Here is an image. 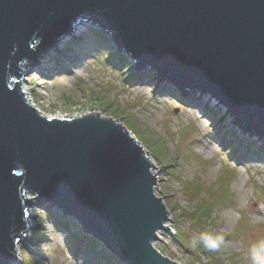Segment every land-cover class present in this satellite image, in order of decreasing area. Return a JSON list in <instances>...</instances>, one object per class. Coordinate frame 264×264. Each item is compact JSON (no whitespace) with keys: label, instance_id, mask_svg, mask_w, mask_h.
<instances>
[{"label":"water","instance_id":"1","mask_svg":"<svg viewBox=\"0 0 264 264\" xmlns=\"http://www.w3.org/2000/svg\"><path fill=\"white\" fill-rule=\"evenodd\" d=\"M79 23L263 142L264 0H0V264H20L29 209L43 205L123 264H176L153 247L168 214L138 142L111 118L48 119L29 104L24 78Z\"/></svg>","mask_w":264,"mask_h":264},{"label":"rangeland","instance_id":"2","mask_svg":"<svg viewBox=\"0 0 264 264\" xmlns=\"http://www.w3.org/2000/svg\"><path fill=\"white\" fill-rule=\"evenodd\" d=\"M89 26L58 52H43L40 62L50 67L47 73L34 69L27 75L43 113L60 119L98 113L121 125L146 151L155 167L156 197L168 214L170 231L158 232L153 244L164 257L178 264H209L205 257L224 264H264V154L243 157L240 150L261 142L233 124L234 117L216 100L206 97L198 104L197 97L177 98L156 83L152 71L138 74L128 52H119L128 60L124 68L111 66L105 58L116 49L113 39L100 38V30ZM53 56L62 59L60 70ZM143 74L153 79H136ZM233 148L239 150L232 153ZM168 165L174 167L173 175L164 174ZM30 209L37 210H30L32 231L19 246L20 264H90L73 254L69 232L53 230L43 206ZM203 223L211 224L213 249L203 246L208 241ZM78 233L105 250L81 228Z\"/></svg>","mask_w":264,"mask_h":264},{"label":"trees","instance_id":"3","mask_svg":"<svg viewBox=\"0 0 264 264\" xmlns=\"http://www.w3.org/2000/svg\"><path fill=\"white\" fill-rule=\"evenodd\" d=\"M104 35L105 34H103L102 32H98V36H100L101 38H105ZM110 51H111L110 55L106 56L105 61H107L111 66L115 67L117 70H119L120 68H124L128 60H126V58L118 59L117 57L118 54H116V51L113 49H111ZM130 78H132V76ZM130 78H129V81H130ZM136 79L141 80L143 82H148V81H151L153 78L150 75L143 74V75H136ZM165 90H167V92H169L171 95H174L177 98H181L180 94L177 91L176 92L170 91L168 90V88H165ZM235 150L236 148L234 150H231V152L234 153ZM247 151L250 154H258V153L264 154V147L263 149L248 148ZM172 170H174V167L171 165H168L164 167L163 171H164V174L168 176V175H173ZM43 206H44L45 211H48L49 213V216L53 223V230L61 232L63 234L69 232L66 237V240H67V243L71 246L73 254L80 253V255L84 256L85 259L90 264H108V262L109 264H111L112 262H114L115 264H122L117 258L113 256L112 257L109 256L105 250H102V249L99 250L100 246H98V244L94 240L85 239V237L80 236L78 233L80 232V228L73 220L65 221L59 213H57L56 211H54L47 205H43ZM206 208L208 207H205V209ZM204 212H206V210ZM40 224L41 223L38 224V227L36 230L40 231L41 229ZM209 228H212L211 224L208 226L205 223H203L202 229L203 231L206 232L205 237L208 240L203 244V246L209 245L211 249H213L215 247L212 246V243L214 242L213 240H215V238L213 237L211 238V231ZM75 231H77L76 234H74ZM33 235H34V232H33ZM175 235H177V233ZM205 258L209 259V264H224L225 263V261H220L218 258H214V257L212 259L209 257H205Z\"/></svg>","mask_w":264,"mask_h":264},{"label":"bare ground","instance_id":"4","mask_svg":"<svg viewBox=\"0 0 264 264\" xmlns=\"http://www.w3.org/2000/svg\"><path fill=\"white\" fill-rule=\"evenodd\" d=\"M90 24H87V23H79V24H76L75 25V27H74V36L73 37H75V36H79V37H81L82 36V33H83V27H87V28H89L90 26H89ZM99 30V29H98ZM99 32V31H98ZM101 32V31H100ZM104 34V33H103ZM107 36V35H106ZM100 37V36H99ZM68 38H70L69 36H67V37H64V38H62L61 40H60V43H59V46H66L67 44H68V42H69V40H68ZM101 38V37H100ZM108 38V37H107ZM112 46H114V45H112ZM115 47H116V49H113V50H115L116 51V54H118V59H123V58H125V57H122L120 54H119V48L115 45ZM65 49V48H64ZM112 49V48H111ZM120 51H122V52H127L126 50H120ZM42 57H43V52L38 56V58L36 59V63H35V65H34V67L30 70V72L32 71V70H34V69H36L37 71H39L40 73H42V74H44V73H47L49 70H48V68H50V67H48V65H41V60H42ZM132 59V58H131ZM127 60V59H126ZM52 61L55 63V65L57 66V69L58 70H60L62 67H63V62H62V59H60L58 56H53V59H52ZM133 61V60H132ZM133 64H135L134 63V61H133ZM29 72V73H30ZM138 72V71H137ZM143 72H145V71H141V72H138V74H142ZM156 75V74H155ZM157 76V75H156ZM27 77V76H26ZM26 77L24 78V80H23V89H24V91L25 92H27V98H28V101H29V104L35 109V110H37L38 111V113L40 114V115H42V116H44V117H46V118H48V119H52V118H56V117H47L46 115H45V113H43V111L41 110V108H40V106L35 102V100H34V98H33V89H32V87H31V85H32V81L31 80H29V79H26ZM129 78H130V76H128V78H127V83L129 82ZM157 79H158V81H156V83L158 84V83H160V86H162L164 89L167 87L168 88V90H170V88L172 89L171 91H175L176 92V88H175V86L173 85V84H171V83H169V82H167V81H165V80H160L159 78H158V76L156 77ZM174 87H173V86ZM167 91V90H166ZM167 94V93H166ZM165 94V95H166ZM167 96V95H166ZM199 99H201V98H199V97H197V98H193V100H195V103H198V104H200V101H202V100H199ZM202 99H205V98H202ZM196 101H198V102H196ZM190 104H191V102H190ZM184 106V105H183ZM185 108H187L186 106H184ZM200 109V108H199ZM202 109V108H201ZM183 110V109H182ZM204 112H207V110H205L204 109ZM205 114V113H204ZM210 114V111L209 112H207V115H209ZM215 115H216V113H214ZM97 115H98V113H97ZM97 115H95V116H97ZM100 117V116H99ZM58 118V117H57ZM220 118H217L216 119V121H218ZM256 140V139H255ZM257 142H259V140H258V138H257V140H256ZM224 143V142H223ZM222 143V144H223ZM255 144V143H254ZM258 144V145H257ZM256 145L257 146H255V145H249L247 148H241L240 150L242 151V152H244L243 153V157H247L248 155H250V153H248V151H247V149L248 148H259V149H263V147H264V141L263 142H261V143H256ZM223 146H225V145H223ZM239 148V147H238ZM238 148H236V150L238 149ZM235 148H233V149H231V150H234ZM231 150H230V152H231ZM239 150V149H238ZM251 155H255V154H251ZM154 194H155V196H156V188L154 189ZM36 208V207H35ZM43 208H44V206H43ZM37 210V209H36ZM46 213L49 215V213H48V211H46ZM32 215H30V217H31ZM29 217V218H30ZM30 230V232H31V229H29ZM29 232V233H30ZM157 238H158V235H157ZM157 241H158V239H157ZM25 243V242H24ZM20 248V247H19ZM104 248V247H103ZM102 249V247L100 246V249L99 250H101ZM154 249L158 252V254H160V255H162L163 257H164V255L158 250V249H156L155 247H154ZM105 251L108 253V255H110V253L105 249ZM164 258H166V257H164ZM169 260V259H168ZM120 261V260H119ZM171 261V260H170ZM121 262V261H120ZM171 262H173V261H171ZM122 263V262H121ZM123 264V263H122ZM176 264H178V263H176Z\"/></svg>","mask_w":264,"mask_h":264},{"label":"built area","instance_id":"5","mask_svg":"<svg viewBox=\"0 0 264 264\" xmlns=\"http://www.w3.org/2000/svg\"><path fill=\"white\" fill-rule=\"evenodd\" d=\"M30 210L33 211V210H36V209H29V216H30V215L34 216V215L30 212ZM30 218H31V217H30ZM30 218H29V219H30Z\"/></svg>","mask_w":264,"mask_h":264},{"label":"clouds","instance_id":"6","mask_svg":"<svg viewBox=\"0 0 264 264\" xmlns=\"http://www.w3.org/2000/svg\"><path fill=\"white\" fill-rule=\"evenodd\" d=\"M39 221V220H38Z\"/></svg>","mask_w":264,"mask_h":264}]
</instances>
